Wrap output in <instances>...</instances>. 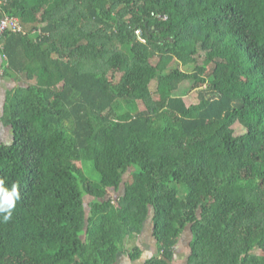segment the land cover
<instances>
[{
	"label": "trees",
	"instance_id": "obj_1",
	"mask_svg": "<svg viewBox=\"0 0 264 264\" xmlns=\"http://www.w3.org/2000/svg\"><path fill=\"white\" fill-rule=\"evenodd\" d=\"M6 16L26 34L0 40L20 82L0 112L20 196L0 264L137 261L148 227L145 264H174L183 236L186 264H264V0H0Z\"/></svg>",
	"mask_w": 264,
	"mask_h": 264
},
{
	"label": "rangeland",
	"instance_id": "obj_2",
	"mask_svg": "<svg viewBox=\"0 0 264 264\" xmlns=\"http://www.w3.org/2000/svg\"><path fill=\"white\" fill-rule=\"evenodd\" d=\"M39 34V31L35 32V35L33 37H36ZM56 58H63L62 55L60 54H55ZM158 62V59L155 58L152 60V63L154 65H156ZM2 75L0 74V80H1ZM9 87H11L10 85H8ZM156 87H157V82H153L151 85L152 91L155 95V98H158L157 93H156ZM199 85H195L192 86L189 83H185L182 85V90H190V95L186 98V101L188 103V105L190 104H194V103H198V91H199ZM5 88V87H4ZM5 90H7V88H5ZM11 91V90H10ZM6 94L5 91H1L0 93V97L4 96ZM115 111L118 114H125V113H132V114H136L140 111L145 110V106L140 103V102H117V104L114 106ZM1 110V109H0ZM11 141V133L10 130L8 128H6L1 122H0V144L2 143H9ZM76 166L78 167L79 171L82 174V177L85 179L87 178V176L84 174L82 165L80 163H77ZM129 178V175L126 176V179ZM123 192V187L121 188V190L119 192H115V191H111L109 193V197L112 199H117L122 195ZM90 202V198H85V203L88 205V203ZM99 221V220H98ZM149 229V230H148ZM147 235H151V230L148 227L147 228ZM184 239L181 240L180 244L176 247V256H175V261L174 264H186L187 261V257L189 254V247H188V238L187 236H183ZM138 240H134L132 242H130L127 245V248L129 247V249L133 248L135 245L138 246ZM146 245V243L144 244ZM146 247L148 248V250L150 251V255L155 253V249H153V244L151 243L150 245H146ZM145 247V248H146ZM153 250V251H152ZM152 251V252H151Z\"/></svg>",
	"mask_w": 264,
	"mask_h": 264
},
{
	"label": "crops",
	"instance_id": "obj_3",
	"mask_svg": "<svg viewBox=\"0 0 264 264\" xmlns=\"http://www.w3.org/2000/svg\"><path fill=\"white\" fill-rule=\"evenodd\" d=\"M0 46H1V44H0ZM0 48L2 49V46ZM2 64H3V61L0 58V74L1 75H3ZM19 83L20 82L18 80L15 81L13 79H3V77H1V80H0V93H1V91H5L6 94L3 97L2 96L0 97V109H2V107L4 106L5 99H6L7 95H8V92H10V90H13L14 88H16L19 85ZM8 85H10L11 87H9ZM4 87L7 88V90H5ZM1 111L2 110H0V112ZM146 231L147 230L144 231V233L142 234V236L139 238V241H138V245L143 250V255H142L141 259L137 260V261H132L127 254H123V255L119 256L117 264H145V262L149 258H151L152 254L150 255V251L148 250L146 245L147 244L150 245L153 242V237H152V235L148 236ZM145 243H146V245H144Z\"/></svg>",
	"mask_w": 264,
	"mask_h": 264
},
{
	"label": "clouds",
	"instance_id": "obj_4",
	"mask_svg": "<svg viewBox=\"0 0 264 264\" xmlns=\"http://www.w3.org/2000/svg\"><path fill=\"white\" fill-rule=\"evenodd\" d=\"M19 198V186L13 184L11 190H9L5 187L4 179H0V216H2L4 222L11 219L16 201Z\"/></svg>",
	"mask_w": 264,
	"mask_h": 264
},
{
	"label": "built area",
	"instance_id": "obj_5",
	"mask_svg": "<svg viewBox=\"0 0 264 264\" xmlns=\"http://www.w3.org/2000/svg\"><path fill=\"white\" fill-rule=\"evenodd\" d=\"M159 18L161 20H167V17L165 16H160ZM7 33L26 34L24 27L18 18L6 16L0 20V39H2ZM136 34L140 41L146 43V39L143 37L141 30H137Z\"/></svg>",
	"mask_w": 264,
	"mask_h": 264
}]
</instances>
